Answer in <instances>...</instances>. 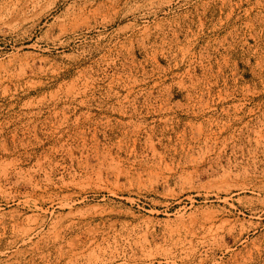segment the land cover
<instances>
[{"label": "rangeland", "instance_id": "374dc122", "mask_svg": "<svg viewBox=\"0 0 264 264\" xmlns=\"http://www.w3.org/2000/svg\"><path fill=\"white\" fill-rule=\"evenodd\" d=\"M0 216V264H264V0H0Z\"/></svg>", "mask_w": 264, "mask_h": 264}, {"label": "bare ground", "instance_id": "6f19581e", "mask_svg": "<svg viewBox=\"0 0 264 264\" xmlns=\"http://www.w3.org/2000/svg\"><path fill=\"white\" fill-rule=\"evenodd\" d=\"M74 20H79V21H81V23L83 24V23H86V22H88L89 21V17H86L84 14H80V15H78V14H74ZM76 22V21H75ZM75 24V23H74ZM78 24V23H77ZM99 26H100V24H99ZM129 26V25H128ZM61 29V28H60ZM62 30V29H61ZM67 31H68V28H65L64 29V31H63V33L65 34V33H67ZM89 31V30H88ZM62 32V31H61ZM62 33V34H63ZM76 38V37H75ZM37 46V45H36ZM45 49V48H44ZM46 50V49H45ZM68 50V49H67ZM73 50V49H72ZM57 51V50H56ZM63 51V50H62ZM44 52V51H43ZM59 52V51H58ZM72 53V52H71ZM70 53V54H71ZM63 54V53H62ZM75 54V53H74ZM38 57H39V59H40V61L41 62H43V63H46V61H47V57H45L42 53L41 54H38ZM81 58V57H80ZM70 60V59H69ZM75 63V62H74ZM73 64V63H72ZM36 201V200H35ZM37 202V201H36ZM33 203V202H32ZM27 205V204H26ZM39 205V204H38ZM18 206V205H17ZM76 206V204L75 203H71V202H68L67 203V205L65 206L66 208H68L69 210H70V215L72 216L73 214H74V207ZM82 208V207H81ZM92 208H93V206H92ZM42 209V208H41ZM89 209V208H88ZM103 209V208H102ZM24 210V209H23ZM32 210V209H31ZM30 210V211H31ZM68 210V211H69ZM101 210V209H100ZM109 210V209H108ZM107 210V211H108ZM14 211V210H13ZM27 211V210H26ZM95 211H96V209H95ZM94 211V212H95ZM118 211V210H117ZM17 213H19L18 211H16ZM23 212V211H22ZM81 214H82V216H81V218L82 219H84V218H87L88 219V217H89V215H85L84 213H86L85 211H84V213L82 212V211H79ZM91 212V211H90ZM114 212V211H113ZM112 212V213H113ZM115 212H116V210H115ZM78 213V212H77ZM87 213H89L88 211H87ZM106 213V212H105ZM112 213H110V214H112ZM66 214H68L67 212H66ZM94 214V213H93ZM18 215V214H17ZM24 215V214H23ZM27 215V214H26ZM64 215V214H63ZM79 215V214H78ZM92 215V214H91ZM12 216H13V214H12ZM19 216V215H18ZM28 216V215H27ZM93 216V215H92ZM1 217V216H0ZM38 217V216H37ZM68 217V216H67ZM66 217V218H67ZM80 217V216H79ZM11 218V217H10ZM22 218V217H21ZM25 218H26V216H25ZM29 218H30V216H29ZM33 219H34V217H32ZM70 218V217H69ZM92 218V217H91ZM26 220V219H25ZM35 220V219H34ZM63 220H64V216H63ZM81 220V219H80ZM91 220V219H90ZM72 221V220H71ZM18 222V221H17ZM29 222V221H28ZM43 222V221H42ZM55 222H57V221H55ZM74 222V221H73ZM87 222V221H86ZM112 222V221H111ZM110 222V223H111ZM34 223V222H33ZM38 223V222H37ZM47 223V222H46ZM45 223V224H46ZM109 223V224H110ZM116 223V222H115ZM114 223V224H115ZM9 224V223H8ZM16 224V223H15ZM57 224V223H56ZM59 224V223H58ZM57 224V225H58ZM67 224H69V223H67ZM71 224V223H70ZM112 224H113V222H112ZM112 224H110V227H112L111 225ZM122 224V223H121ZM12 225V224H11ZM24 225V224H23ZM34 225V224H33ZM38 226V225H37ZM74 226H76V225H74ZM108 226V225H107ZM17 227V226H16ZM22 227V226H21ZM39 227V226H38ZM45 227H47V226H45ZM91 227H93V226H91ZM127 227V226H126ZM57 228H59V227H57ZM110 229V228H109ZM115 229V228H114ZM113 229V230H114ZM28 230L30 231L31 229L29 228V229H27V232H28ZM116 231V230H115ZM38 232V231H37ZM29 233V232H28ZM133 256V255H132ZM114 257V256H113ZM113 259V258H112ZM125 259V258H124ZM110 260V259H109ZM135 260V259H134ZM137 260V259H136ZM141 260V259H140ZM102 261V260H101ZM116 262L114 261V262H100V264H115ZM133 263H136L135 261H131V260H127V261H125L124 263H122V264H133ZM141 263V262H140ZM145 264H152V263H145Z\"/></svg>", "mask_w": 264, "mask_h": 264}]
</instances>
